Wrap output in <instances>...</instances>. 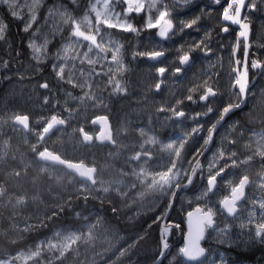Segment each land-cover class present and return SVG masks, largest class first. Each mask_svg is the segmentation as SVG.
Instances as JSON below:
<instances>
[{"label": "snow or ice", "instance_id": "snow-or-ice-1", "mask_svg": "<svg viewBox=\"0 0 264 264\" xmlns=\"http://www.w3.org/2000/svg\"><path fill=\"white\" fill-rule=\"evenodd\" d=\"M70 3L75 6L78 0ZM212 4L222 5L215 20L207 6L192 11L188 6L194 0H88L82 14L58 0L41 20L43 0H0V8L21 21V30L29 34L27 47L36 62L11 61L23 66L15 73L19 94L31 100L37 89L45 90L31 110L7 104L0 108V218L7 221L0 237L16 244L25 234L46 228L68 213L74 212L79 219L77 200L85 204L90 199L101 204L107 200L111 205L110 217L97 215L91 220L84 215L86 223L60 225L50 236L14 254L0 245V264H229L223 252L219 259L208 255L203 242L264 246V88L245 113L248 123L259 120V131L253 129L245 138L247 129L238 127L243 122L227 119L236 110L244 112L253 94L251 84L257 75H264V53L250 52L252 14L264 12V0L223 4L212 0ZM177 7L187 9L186 14L178 15ZM205 18L214 24L203 23ZM186 29L202 35L165 47L163 42L187 35ZM7 31V23L0 20V41H6ZM214 32L217 36L234 32L223 91L219 69L224 61L214 49ZM49 34L61 37L51 54ZM37 36L42 37L39 44ZM257 40H264V25ZM257 46L264 48V43ZM216 48L223 49V43ZM169 52L174 54L170 57ZM129 56L131 61L149 62L147 71L153 76L143 99L155 93L152 107L157 124L149 114L148 126L131 128L139 140L130 141L132 150L125 151L129 144L118 137L128 135L131 121L121 120L114 126L107 112L98 110L107 109L112 97L129 94ZM48 60L55 87L42 76V82L33 83L30 94L26 93L24 81L41 73V65ZM9 64L0 60V68L7 70ZM170 76L177 82L188 79L184 94L162 95ZM3 79L12 77L6 72ZM10 95H16L15 88ZM185 121H191V126ZM177 126H183L179 133L172 131L165 137L155 131ZM13 136H18L15 146ZM108 146V159L99 166L94 154H83ZM75 152L82 154L73 159L69 154ZM121 157L130 171L121 166L116 176L105 179L103 171L115 169L114 161ZM253 168L255 178L250 175ZM29 169L33 170L30 191L20 183L29 176ZM185 191L192 195L179 197L180 219L174 222L169 212L178 193ZM44 192L49 199H44ZM30 206L34 214L27 211ZM133 206L135 217L154 216L128 235L121 227V215ZM128 219L134 217L128 215ZM153 225L158 238L152 235ZM176 234L183 242L173 250L170 236ZM133 256L143 259L133 260Z\"/></svg>", "mask_w": 264, "mask_h": 264}, {"label": "rangeland", "instance_id": "rangeland-1", "mask_svg": "<svg viewBox=\"0 0 264 264\" xmlns=\"http://www.w3.org/2000/svg\"><path fill=\"white\" fill-rule=\"evenodd\" d=\"M196 1L199 0H194V5H190L188 7H192V6H196L195 3ZM212 1V0H211ZM58 0H52L51 2H49L48 0H43L44 6L42 7L39 16L42 20L44 14L47 11L48 7H51L53 4L57 3ZM59 2L65 3L69 6L70 9L75 8L77 14H82L84 8L87 7V2L88 0H78V4L77 5H72L70 3V0H59ZM169 3H174L175 0H168ZM6 10V9H5ZM7 11V10H6ZM184 10H182L181 8L177 7L176 9V13L180 16L185 15L184 14ZM8 13V12H7ZM0 20H3L7 23V21L5 20L4 16L1 14L0 12ZM21 23V21L19 20H15ZM252 21L255 23L256 28H257V33L255 35V45L257 46L258 43H264V40L258 41L257 40V36H258V32L261 28V25H264V12H254L252 14ZM22 24V23H21ZM8 25V24H7ZM8 30H9V26H8ZM187 30V29H186ZM185 30V32H186ZM8 33V31H7ZM182 34H178L177 36H175L173 38L172 41H169L168 44H165V47L167 48H172L175 44H180L182 43L181 39ZM49 38L52 41L49 45V49H50V54L52 51L55 50L56 47L59 46L61 37L60 36H51V34H49ZM29 39V36H28ZM36 42L37 44L42 42V37L37 36L36 37ZM28 43V42H27ZM30 50V49H29ZM228 53H229V47L224 51V52H217V56H223V61H224V67L223 69H219V71H224L226 65L228 64ZM174 53L173 52H169L168 55L171 57ZM1 56H0V60H1ZM24 61V65H35V61L31 60V50H30V54H29V60L26 59V57L23 59ZM129 60L131 61V57L129 56ZM138 61H142L139 58H137V60L135 61H131L130 65H129V71L126 74L127 79L130 81V88H129V94L127 96L124 97H112L115 102V104L117 103V109L121 112V113H125V115H122L123 118L129 120L130 115H134L136 118V124L137 126H145V122H144V118H145V111L148 110L149 111H154V108L152 107V97L153 95H155V93H147L148 99L144 100L143 97L146 94V89H147V85L149 83H151L152 81V73H149L147 71V67H144L143 65H145L144 62L142 63H138ZM50 64H51V60L45 61L44 64L41 65V67L43 68V71L41 72V77H47L48 81L50 83L51 86L55 87V77L54 75L51 73L50 70ZM1 69V68H0ZM135 71V74H134ZM4 71H2L3 73ZM1 70H0V75L2 74ZM191 73H189L190 75ZM12 77V81L9 84H4V89L2 88L0 90V108H3L5 104H7L9 101H13V104L9 103V107H13L16 108V105L20 104V105H24V100H28L29 102V110H31L32 106H33V101L38 104L40 102L41 97L39 96V94L44 93L45 90L43 89H37V94L36 95H32V99L29 100L27 98V95L21 97L19 94V89H20V84L17 83V80L15 79L16 75L14 73L9 74ZM2 76V75H1ZM3 77V76H2ZM138 78V79H137ZM135 80V81H134ZM6 80H4L2 78V80L0 79V83H5ZM42 82V81H41ZM136 83V84H135ZM179 82L176 81V78L173 76H170L166 82V84L163 86L164 87V93L162 94L163 96H167L169 91L175 92L176 95H181L182 92L180 90L179 87ZM25 88H26V93L31 92V85L28 83H25ZM28 87V88H27ZM65 87H67V85H65ZM16 89V95H10V92L13 89ZM264 88V87H263ZM2 91V92H1ZM74 91H78V90H74ZM18 95V96H17ZM105 95L107 96V93H105ZM160 97H157V99H159ZM169 99H171V97H168ZM37 100V101H36ZM8 101V102H7ZM7 102V103H6ZM109 103V102H108ZM112 103V102H111ZM100 110V109H99ZM153 124L156 125L157 121L156 119H152ZM139 122H141L139 124ZM167 123V122H166ZM179 126H177L175 129L169 128V127H164V128H160V127H156L155 131L157 132L158 135H160L161 137H165L167 136L170 132L175 131L177 133H179ZM118 139H122L126 144H129L128 149H126L125 151H131L132 150V145L129 143L132 140H139V136L136 132L131 131V129L129 130V133L127 136L124 137H118ZM18 140V136H13L12 138V144L15 146V144L17 143ZM81 154V152H75V153H70V154ZM108 159V157H107ZM122 161H123V157L120 158V160L114 161L116 167L115 169L111 168V170H109L108 168L105 169L103 171V176L105 179H108L110 177H114L118 174V169L123 166L125 168L126 171H130V169H128V167L126 165H122ZM33 175V170L29 169V176L27 178H23L20 183L24 185V188L26 190H31V185H30V178ZM23 176V173H22ZM0 179H2V174H0ZM124 179L126 181L130 180V177H124ZM46 186V183H45ZM42 195L44 196V199H49L47 192L42 193ZM115 199V197H113ZM28 212H33L34 214V209L30 206L29 209L27 210ZM124 213H127L128 215H132L134 217L133 220H129L128 219V215H125ZM124 213H122L121 215V227L124 228L128 235H132L134 230L133 227H136L138 225L144 224L145 222H151V219L153 217L154 213H147V214H142L140 217H135V206H133L131 209H124ZM83 216H81L82 218V222L86 223L83 220ZM90 217V215H88ZM148 217V218H147ZM141 218V219H139ZM91 219V218H90ZM96 218H92L91 220H95ZM2 220V224H3V228L7 226V221L6 220ZM127 222V223H126ZM1 225V222H0ZM43 228V227H42ZM39 228L35 233H38L40 229ZM47 228V227H46ZM33 233V232H32ZM32 233H27L25 234V238L19 242H24V247L20 248V249H26V247L30 244H34L36 241H30V235ZM53 232H51L50 234H48L47 236H50ZM46 237V236H45ZM212 243V245L210 246V255H213L214 258L219 259V253L223 252L225 254V258L228 260V256L226 255V246L224 245H220L215 243L214 241H210ZM215 249V252H213L212 250ZM16 251V250H15ZM12 252L13 254L15 253ZM81 258H84V252L83 250L81 251ZM229 261V260H228ZM229 264H249V263H242V262H238V261H229ZM256 264V263H255ZM260 264H264V263H260Z\"/></svg>", "mask_w": 264, "mask_h": 264}, {"label": "flooded vegetation", "instance_id": "flooded-vegetation-1", "mask_svg": "<svg viewBox=\"0 0 264 264\" xmlns=\"http://www.w3.org/2000/svg\"><path fill=\"white\" fill-rule=\"evenodd\" d=\"M225 1V0H222ZM5 20L7 21V24L9 26V30L7 33V39L6 41H0V47L2 48L0 50V56H1V60H9L10 64H9V68L7 70L1 68V73L2 71H4L1 75L4 76V74L7 72V74H11V73H16L17 70H23V66L20 63H14L11 62L14 59L15 60H19V61H24L23 59L26 57V59L29 60V54H30V50L27 47V42H28V33H24L21 29H22V24L18 21H15V19H13L10 15L9 18H6L4 16ZM16 22V26H18V30H11V27L13 25V23ZM233 28H235V26H233ZM252 29H253V35H252V39H251V43L253 44L252 50L251 52H256L257 55H261L262 53H264V48H259L258 46L255 45V35L257 33V28L255 23L252 21ZM227 36L226 38V43L229 47L230 42L234 41V32H231L230 34H225ZM18 41L17 43L19 44V52H20V56L17 58L16 57V52L17 50H12V46L13 44H15L16 41ZM164 44L166 42H163ZM10 45V47H9ZM9 52L11 53V56H9ZM229 52H230V47H229ZM240 53H238L239 55ZM168 55V53H167ZM148 65V63H146ZM24 65V62H23ZM227 71H228V64L226 65L224 71H220L222 74V80H221V87H222V91L224 89V86L227 84ZM41 73L37 74L35 77H33V79L31 81H24L25 83H28V85H32L33 83H35L36 81H41ZM0 75V79L2 80V76ZM15 79L17 80V77H15ZM12 80H6L5 83H0V90L3 88L4 89V84H9ZM13 82V81H12ZM179 87L180 90L182 92V94L185 93L186 91V86L188 85L189 81L188 79H184L182 82H179ZM264 87V75H257L253 81V83L250 86V92L253 93L252 95H250L249 100H248V104L244 106V112H241L240 110H236L235 114L232 115L231 117L227 118L229 120V122H236V121H242L243 123L238 125V127H245L247 129V131L245 132V138H247V136L250 134L251 130H256L259 131L260 128L262 127L261 123L259 122V120L255 121L254 123H248L247 122V117L245 115V113H247L249 111V109L251 108L252 103H254L257 99V97H259L260 95V90L261 88ZM28 88V87H27ZM28 90V89H27ZM25 88V92L27 91ZM2 92V91H1ZM1 96V95H0ZM225 99L227 98L226 96L224 97ZM115 99V98H114ZM113 98H111L108 102V108L107 109H100L98 111L100 112H107V114L110 116L111 118V122L112 124L118 125V123L121 120H127L125 118H123L122 115H125V113H121L118 109H117V103L115 104V102ZM37 101V100H36ZM8 102V101H7ZM6 102V103H7ZM29 101L28 100H24V105H20L18 104L16 106V109L19 110H29ZM112 102V103H111ZM9 103L13 104V101H9L7 103V105H9ZM34 104H36L33 101ZM187 103V102H186ZM194 108H196V110H199L198 106L194 105ZM149 114H151L152 119H156V113L155 111H149L148 110L145 111V118H144V122H145V126H148V119H149ZM211 115V114H210ZM129 120L131 121L130 124V128H134L137 126L136 124V118L134 115H130ZM141 122H139L140 124ZM185 125L186 126H191V121H185ZM88 126L86 125V128ZM183 126H179L178 130L179 132L182 130ZM223 131V129H222ZM111 146L105 147V148H101V155L99 156V159H97V163L98 166L100 163H102L104 160H106V158L108 157V152L110 151ZM105 155L107 156L105 158ZM109 170H111V168H108ZM255 173V169H250V175H253V178H255L254 176ZM258 194V193H257ZM192 193L189 191H185L183 193H179L177 200H176V204H175V208L171 211V213L169 214L170 218L172 221L174 222H178L180 219V203L181 200L179 199L180 196H191ZM160 211V209H157V213ZM154 216V214H153ZM153 218V217H152ZM153 229H156V231L154 233H152L153 236L158 238L159 232H158V228L156 227V225H153ZM237 230L233 229V236H235V232ZM170 240L172 242V247L173 250L178 248L179 246L182 245V236L179 234H176L175 236H170ZM23 241L22 242H17L16 244H13V248L10 250L8 245L9 243H5V247H7L9 249V251L12 253L17 249L23 248ZM14 245H20L17 247H14ZM212 245V243L210 242V240H206L204 242V246L206 248L209 249L208 255H210V246ZM226 246V255L228 256V260L229 261H238V262H242V263H249V264H260V263H264V246L256 244L254 246H249L248 248L243 247L242 245L237 246V245H232L229 246L227 244H225ZM137 258L143 259V256L137 257V256H133L132 259L135 260Z\"/></svg>", "mask_w": 264, "mask_h": 264}, {"label": "trees", "instance_id": "trees-1", "mask_svg": "<svg viewBox=\"0 0 264 264\" xmlns=\"http://www.w3.org/2000/svg\"><path fill=\"white\" fill-rule=\"evenodd\" d=\"M48 1L51 2L52 0H48ZM224 2H226V0L222 1V4ZM195 5L196 6H192L191 8L189 7L194 12H198L200 8H205V6H207L206 7V11H207V9H213L212 15H213L214 20L218 19V11L222 7V5H213L211 0H199V1H196ZM0 12H1V14L3 16H5L6 18H9V14L7 13V11L5 9L0 8ZM186 12H187V9H185L184 14H186ZM188 14H190V13H188ZM214 20L213 21H209L207 18H205L203 23L214 24ZM18 29L19 28H18V26H16V22H14L12 27H11V30H18ZM216 31H218V29ZM185 33H187V35L186 34H182V36H181L180 40H182V42H184L185 40H190L193 37H198V36L202 35V32L198 33L194 29L193 30H186ZM214 37H215L214 42H213L214 49L216 50V52H224L228 48V45L226 43L227 36L225 34H221V35L217 36L215 34V32H214ZM17 42L18 41H16L15 44H13V46H12V50L13 51L20 48L19 44ZM166 43L168 44V42H166ZM219 43H223V45H224L223 49L216 48V45L219 44ZM1 49L2 48L0 47V50ZM142 62L145 63V65H143L144 67H148V65L146 63H149V62H146V61H143V60L140 61V62L138 61V63H142ZM200 66L203 67V66H206V65L201 64ZM74 92H76V91H74ZM81 154H79V153L77 154L76 153V154H69V155H70L71 158L75 159V158L79 157ZM83 154L86 157H91L94 154L96 156V159H99V156L101 155V148H94V149H92L91 152H85ZM106 157L107 156L105 155V158ZM89 162H91L90 159H89ZM74 207L76 208L77 211H80L82 213V215H90L91 219L92 218H96L97 215L106 216V217H110L111 216V212H110L111 205L107 202V200L105 201L104 204H101L100 201H98V200H92V199H90L87 202V204H85L83 200H77V201H74ZM68 217H71V219H69ZM1 219L2 218H0V222H1L0 229H3V224H2V220ZM81 222H82V218H79V219L76 218V215H75L74 212L73 213H68V214H66V216L64 218L54 219L52 222H49L47 228L43 227L42 229L39 230L38 233L34 234V232H33L30 235V239L29 240L33 242V241H37L39 239H42L45 236H47L48 234H50L51 232H53V230L56 229L58 226L63 225L65 223H73V224L79 225V224H81ZM139 226L140 225H138L136 227H139ZM136 227H133L132 230L135 231ZM5 243H6L5 239L3 237H0V245L5 246L6 245ZM12 245L13 244H10V243L8 245L10 250L13 248ZM17 246H20V245H14V247H17Z\"/></svg>", "mask_w": 264, "mask_h": 264}, {"label": "water", "instance_id": "water-1", "mask_svg": "<svg viewBox=\"0 0 264 264\" xmlns=\"http://www.w3.org/2000/svg\"><path fill=\"white\" fill-rule=\"evenodd\" d=\"M252 35H253V29H252V32H251V34H250V42H251V39H252ZM251 50H252V48L250 49V52H251ZM203 159V158H202ZM178 195H179V193H178ZM171 211L172 210H170V212H169V214L171 213ZM205 242V241H204ZM204 242H203V244H204ZM208 254V253H207Z\"/></svg>", "mask_w": 264, "mask_h": 264}, {"label": "bare ground", "instance_id": "bare-ground-1", "mask_svg": "<svg viewBox=\"0 0 264 264\" xmlns=\"http://www.w3.org/2000/svg\"><path fill=\"white\" fill-rule=\"evenodd\" d=\"M194 34V33H193ZM134 74H135V71H134ZM138 79V78H137ZM135 81V80H134ZM136 84V83H135ZM18 96V95H17ZM139 219H141V218H139Z\"/></svg>", "mask_w": 264, "mask_h": 264}]
</instances>
